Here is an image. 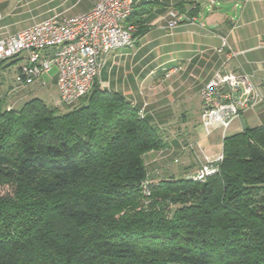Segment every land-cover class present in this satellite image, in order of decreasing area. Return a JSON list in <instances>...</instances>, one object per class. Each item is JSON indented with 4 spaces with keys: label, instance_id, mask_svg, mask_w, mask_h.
Returning <instances> with one entry per match:
<instances>
[{
    "label": "trees",
    "instance_id": "1",
    "mask_svg": "<svg viewBox=\"0 0 264 264\" xmlns=\"http://www.w3.org/2000/svg\"><path fill=\"white\" fill-rule=\"evenodd\" d=\"M174 8L198 13L196 0ZM74 104L0 98V185L17 200L0 204V264H264V121L224 135L204 182L148 183L143 155L166 148L162 133L96 83Z\"/></svg>",
    "mask_w": 264,
    "mask_h": 264
},
{
    "label": "crops",
    "instance_id": "2",
    "mask_svg": "<svg viewBox=\"0 0 264 264\" xmlns=\"http://www.w3.org/2000/svg\"><path fill=\"white\" fill-rule=\"evenodd\" d=\"M181 1L138 0L134 16L143 27V34L134 47L110 52L93 82L103 90L118 92L126 97L162 133L166 148L143 155L148 183L177 173L188 177L196 172L198 164L212 162L222 153V150L209 153L216 145L222 147V130L215 125L214 132L207 135L200 116L201 90L221 69L224 60L223 55L215 51L222 39L240 52L229 63L228 69L246 75L264 98V0H214L213 5L208 0H196V23L181 24L169 31L163 17ZM96 2L0 0V40L53 17L89 12ZM10 62L11 65H18L17 74L25 63V55L7 61L0 66V70L8 69ZM44 82L45 86L52 83L57 92L55 70L44 77ZM37 84L42 87L39 82L11 87L5 93L8 107L22 104L33 95ZM195 112L199 116L197 119H193ZM242 117L247 128L261 125L264 104L248 110ZM234 122L237 127L233 134L242 132L239 119L233 120L230 126ZM197 125L204 130L201 136L198 135ZM193 149L198 150L195 153ZM176 152L185 156L184 163L176 169L177 173L170 168L171 163L177 162L173 157ZM149 165L154 167L150 172L147 170ZM165 173L170 174L165 176Z\"/></svg>",
    "mask_w": 264,
    "mask_h": 264
},
{
    "label": "built area",
    "instance_id": "3",
    "mask_svg": "<svg viewBox=\"0 0 264 264\" xmlns=\"http://www.w3.org/2000/svg\"><path fill=\"white\" fill-rule=\"evenodd\" d=\"M138 0H97L86 13L53 17L0 40V62L25 55V63L15 77L24 86L39 82L55 70L61 104L79 101L91 89L107 55L117 49L134 47L138 26L128 22ZM210 5L214 0H208ZM169 31L181 24L194 25L195 16L171 8L163 17ZM223 55L221 69L201 90V124L207 135L222 130L223 136L233 120L261 103V97L246 75L228 69L240 54L225 41L215 49ZM140 116L143 117L142 111ZM222 153L212 162L200 164L191 178L204 182L217 171Z\"/></svg>",
    "mask_w": 264,
    "mask_h": 264
},
{
    "label": "rangeland",
    "instance_id": "4",
    "mask_svg": "<svg viewBox=\"0 0 264 264\" xmlns=\"http://www.w3.org/2000/svg\"><path fill=\"white\" fill-rule=\"evenodd\" d=\"M13 65V66H12ZM8 69L4 70H0V98L3 97L5 95L6 92H8L10 90L11 87H15L16 86V82H15V77H16V68H17V64L14 63L12 64ZM34 86H32L31 88H33ZM30 88V89H31ZM35 92L33 93L32 96H30L29 98L32 97H36L39 98L40 100L44 101V103H46L48 106H51L52 108H56L58 113H64L67 112L69 108L72 107V105H75L74 103L71 104H61V102L59 101L58 95L56 92V88L55 86L51 83L47 86H39L38 84L35 86ZM7 95V94H6ZM13 95V92L11 94H9V97L11 100V97ZM28 98V99H29ZM9 102V101H7ZM70 105V106H69ZM245 118H248V114L244 115ZM199 116L198 114L196 115V112L194 113L193 119H197ZM237 127V123L234 122L230 128L225 132L227 135H231L233 134L234 128ZM197 131H198V135H203V129L202 127L197 125ZM215 148V149H214ZM196 153V151L198 149H193ZM213 151H210L209 153H214L217 150H222L221 145H216L215 147H213L212 149ZM191 152V151H190ZM200 151H198V155L201 156V153H199ZM174 158L177 159L176 163H171L170 164V168L172 170H174V172H176V169L178 166H180L181 164L184 163V154L181 155L179 152H176L173 155ZM200 164H198L199 166ZM154 167H151L150 165L147 166V170L150 172L153 170ZM168 172V170L166 171ZM178 172V170H177ZM176 172V173H177ZM171 173V172H170ZM170 173H165L166 175H169ZM182 176V174H175L173 177H179ZM148 192V191H147ZM7 201L8 203H14L16 202V186L12 185V184H3L0 185V204L1 202ZM145 201V197L139 202V204L136 206L135 211H137L139 208H141L142 203ZM167 207L165 208H169L170 206L167 204ZM130 210V209H129ZM123 212L118 213L115 217L118 218L119 216L123 215Z\"/></svg>",
    "mask_w": 264,
    "mask_h": 264
},
{
    "label": "water",
    "instance_id": "5",
    "mask_svg": "<svg viewBox=\"0 0 264 264\" xmlns=\"http://www.w3.org/2000/svg\"><path fill=\"white\" fill-rule=\"evenodd\" d=\"M239 121H240L242 131H245L247 129V126L242 116L239 118Z\"/></svg>",
    "mask_w": 264,
    "mask_h": 264
}]
</instances>
